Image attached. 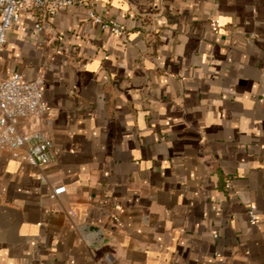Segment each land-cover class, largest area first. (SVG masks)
<instances>
[{
    "label": "crops",
    "instance_id": "0c3cea01",
    "mask_svg": "<svg viewBox=\"0 0 264 264\" xmlns=\"http://www.w3.org/2000/svg\"><path fill=\"white\" fill-rule=\"evenodd\" d=\"M36 22L21 11L0 79L41 83L28 126L55 158L0 152V264H264V0H89Z\"/></svg>",
    "mask_w": 264,
    "mask_h": 264
},
{
    "label": "built area",
    "instance_id": "2783aa9c",
    "mask_svg": "<svg viewBox=\"0 0 264 264\" xmlns=\"http://www.w3.org/2000/svg\"><path fill=\"white\" fill-rule=\"evenodd\" d=\"M89 0H0V50L6 44L8 33L19 20L22 10L31 11L37 17L35 28L42 30L45 20L58 10L87 4ZM89 16L102 28L111 27L115 33L123 31L115 21L107 22L90 8ZM48 109L44 88L40 82L27 80L20 73L0 79V152L36 166H44L55 158L51 135L41 128L30 129L28 121L43 116ZM66 192L65 186L55 188L52 197ZM251 221L258 216L256 208H249ZM217 236V234H215Z\"/></svg>",
    "mask_w": 264,
    "mask_h": 264
},
{
    "label": "water",
    "instance_id": "95a60500",
    "mask_svg": "<svg viewBox=\"0 0 264 264\" xmlns=\"http://www.w3.org/2000/svg\"><path fill=\"white\" fill-rule=\"evenodd\" d=\"M47 25V23H44V26ZM87 230H90L91 232L96 234V239L94 240L95 244H98L101 242L102 240V232L100 231V229L96 226H88Z\"/></svg>",
    "mask_w": 264,
    "mask_h": 264
}]
</instances>
